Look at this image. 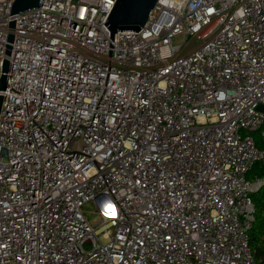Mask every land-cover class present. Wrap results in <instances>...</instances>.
<instances>
[{
	"label": "built area",
	"instance_id": "obj_1",
	"mask_svg": "<svg viewBox=\"0 0 264 264\" xmlns=\"http://www.w3.org/2000/svg\"><path fill=\"white\" fill-rule=\"evenodd\" d=\"M13 2L0 0V264H256L264 0H158L113 37L116 0Z\"/></svg>",
	"mask_w": 264,
	"mask_h": 264
},
{
	"label": "water",
	"instance_id": "obj_2",
	"mask_svg": "<svg viewBox=\"0 0 264 264\" xmlns=\"http://www.w3.org/2000/svg\"><path fill=\"white\" fill-rule=\"evenodd\" d=\"M158 0H116L108 15L105 25L113 37L119 31L135 30L138 32L148 21ZM44 0H14L10 14L20 13L39 7ZM8 62H5L4 70ZM5 77L1 80V87L5 88ZM2 97H0L1 109Z\"/></svg>",
	"mask_w": 264,
	"mask_h": 264
},
{
	"label": "trees",
	"instance_id": "obj_3",
	"mask_svg": "<svg viewBox=\"0 0 264 264\" xmlns=\"http://www.w3.org/2000/svg\"><path fill=\"white\" fill-rule=\"evenodd\" d=\"M256 145L258 148L264 149V141H257ZM261 177H264V164L257 163L253 170L247 175V178L254 179ZM251 199L255 208V218L249 232V248L254 256L256 264H264V187H262L260 191L253 193Z\"/></svg>",
	"mask_w": 264,
	"mask_h": 264
},
{
	"label": "rangeland",
	"instance_id": "obj_4",
	"mask_svg": "<svg viewBox=\"0 0 264 264\" xmlns=\"http://www.w3.org/2000/svg\"><path fill=\"white\" fill-rule=\"evenodd\" d=\"M254 137L256 139V142H263V137L261 135V131L254 132ZM94 204L93 203H88L84 206V212L86 214V217L89 222L94 223L97 220V215L95 214L94 211ZM86 248H88L86 246Z\"/></svg>",
	"mask_w": 264,
	"mask_h": 264
}]
</instances>
